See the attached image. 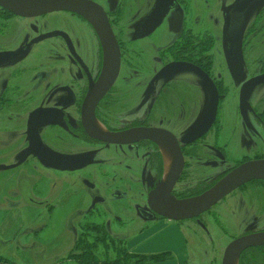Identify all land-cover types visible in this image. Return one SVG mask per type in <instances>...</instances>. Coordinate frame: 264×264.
<instances>
[{"label": "flooded vegetation", "instance_id": "obj_1", "mask_svg": "<svg viewBox=\"0 0 264 264\" xmlns=\"http://www.w3.org/2000/svg\"><path fill=\"white\" fill-rule=\"evenodd\" d=\"M21 10L0 6V192L13 198L0 213L62 207L72 227L103 218L116 240L150 241L163 224L207 234L200 217L227 197L264 212V195L242 191L264 188V174L180 221L151 203L169 178L168 195L186 201L264 162V0H25ZM62 174L81 191L56 184Z\"/></svg>", "mask_w": 264, "mask_h": 264}, {"label": "rangeland", "instance_id": "obj_2", "mask_svg": "<svg viewBox=\"0 0 264 264\" xmlns=\"http://www.w3.org/2000/svg\"><path fill=\"white\" fill-rule=\"evenodd\" d=\"M90 174H92V170ZM39 175L46 174L42 172ZM59 177L60 179L55 180L57 181L56 184L60 186L64 184L66 190L80 189L81 191V186L77 182L78 176L62 174ZM201 178L202 176H193L189 186L195 188L194 184L200 183ZM4 180L10 182L8 176ZM100 180V184L103 186L106 179ZM254 187L256 186L250 185L248 190L245 188L242 191H247L249 194L252 192L254 197L264 195L263 187L258 186L257 189ZM9 188L7 185V189ZM237 194L238 192L231 196L236 195L237 197ZM1 195H3V191L0 192V207L7 208L8 199L12 197ZM29 211L31 215L33 214L32 217H30L31 215L26 216L24 211L22 213L16 211L8 214L0 213V256L3 258L2 264H79V262L68 258V252L73 248L79 235L82 238L87 235V240L92 239V236H95L94 228L103 230V235L109 237L106 239L114 240L118 245L124 243L128 249V255L132 253L150 255L170 251L171 258L158 264H221L223 251L229 242L243 231L264 228L263 211L249 203L236 204V198L230 201L229 197L200 217L206 226L207 234H204L195 223H189V227H193L189 229V232L181 226H172L169 229H164L161 236H157L151 241L116 240L104 230L102 223L106 219L103 220V218L83 216L77 218L72 227L70 223L72 215L62 207L55 212L44 209V207ZM72 228L75 230L74 233ZM137 231L138 229L135 231L132 229L126 234L132 237ZM23 235L25 236L23 237ZM142 236L138 235L137 239ZM104 247L106 246L98 244L96 253L100 257L99 260L109 262L110 259L115 258L117 252L115 253L111 249L105 250ZM104 251H107L105 254L107 257L103 255ZM187 253L189 254L188 257H186ZM248 255L249 252H246L245 256H240L236 264H264L263 254L257 255L255 261L246 257Z\"/></svg>", "mask_w": 264, "mask_h": 264}, {"label": "water", "instance_id": "obj_3", "mask_svg": "<svg viewBox=\"0 0 264 264\" xmlns=\"http://www.w3.org/2000/svg\"><path fill=\"white\" fill-rule=\"evenodd\" d=\"M24 2L25 0H0V6L19 14L25 11L21 10V6ZM34 4L39 5V3ZM262 79L264 80V77ZM81 160L82 159L79 158L64 159L63 161L57 160V162L50 163L49 166L64 170L79 166L78 164ZM71 165L76 166L71 167ZM261 174H264V162H251L243 164L221 181L217 186L212 188L196 206H191L187 204L186 201H177L168 195L170 185L174 181L173 178H169L167 183L160 188L159 192L155 191L152 194L151 203L155 211L163 217L174 221H180L197 216L208 210L211 206L238 186L251 179L259 177ZM168 183L169 185H167ZM165 187L166 189L164 190ZM257 246H264V233L238 238L230 242L224 249L221 264H233L234 259H236L237 262L240 254L244 250Z\"/></svg>", "mask_w": 264, "mask_h": 264}, {"label": "trees", "instance_id": "obj_4", "mask_svg": "<svg viewBox=\"0 0 264 264\" xmlns=\"http://www.w3.org/2000/svg\"><path fill=\"white\" fill-rule=\"evenodd\" d=\"M94 232L95 236H92L90 240H87V235L85 238H82L80 235L77 237L73 248L68 252L69 259L79 262V264H155L171 258L170 252L150 255L129 253L130 255H128V249L125 247L124 243L118 245L116 241L106 239L107 237L103 235V230L101 231L99 228H94ZM98 244L106 246L104 247L105 250L111 249L112 251L114 250L115 253L117 252L115 258L110 259L109 262L99 260L100 257L96 253V246ZM248 252L249 255L246 257H250L252 261H255L257 255H264V248L252 249ZM106 253L107 251H104L103 255ZM241 256H245V253ZM105 257H107V255H105ZM2 259L3 258L0 256V264L3 262Z\"/></svg>", "mask_w": 264, "mask_h": 264}, {"label": "bare ground", "instance_id": "obj_5", "mask_svg": "<svg viewBox=\"0 0 264 264\" xmlns=\"http://www.w3.org/2000/svg\"><path fill=\"white\" fill-rule=\"evenodd\" d=\"M160 149H161V153H162L163 160H164L165 170H168L170 166V154L164 145H160ZM207 194L200 196L198 198H192V199L186 200V203L191 206H196L198 205L199 202H201L203 197H205ZM235 262H236V259H234L233 264H236Z\"/></svg>", "mask_w": 264, "mask_h": 264}, {"label": "crops", "instance_id": "obj_6", "mask_svg": "<svg viewBox=\"0 0 264 264\" xmlns=\"http://www.w3.org/2000/svg\"><path fill=\"white\" fill-rule=\"evenodd\" d=\"M170 227H172V226H170V225H166V224H163V226H161L155 233H153V235L152 236H155V235H158V236H161V233L163 232V230L164 229H166V228H170ZM134 240H136V239H134ZM148 241V240H147ZM151 241V240H150ZM131 252V251H130ZM170 252V251H169ZM135 254H137V253H135ZM189 256V254L187 253L186 254V257H188ZM162 263V262H161ZM156 264H158V263H156Z\"/></svg>", "mask_w": 264, "mask_h": 264}]
</instances>
